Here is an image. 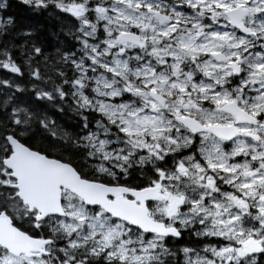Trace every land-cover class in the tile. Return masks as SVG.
<instances>
[{"label":"snow or ice","instance_id":"6c2138e0","mask_svg":"<svg viewBox=\"0 0 264 264\" xmlns=\"http://www.w3.org/2000/svg\"><path fill=\"white\" fill-rule=\"evenodd\" d=\"M19 3L67 15L0 21V264H264V0Z\"/></svg>","mask_w":264,"mask_h":264},{"label":"trees","instance_id":"16d2710c","mask_svg":"<svg viewBox=\"0 0 264 264\" xmlns=\"http://www.w3.org/2000/svg\"><path fill=\"white\" fill-rule=\"evenodd\" d=\"M5 0H0V4ZM8 8L0 10V21L8 19V15H11L14 22V30H31L32 27H38L40 29L39 35L44 38L46 43H56V37L52 35L58 30L59 21L56 19V15H60L64 18L67 14H60L58 10H55L52 14H37L28 10L25 6L20 5L19 0H6ZM7 13L8 15H6ZM63 39V35L61 34ZM51 50V49H50ZM6 70L0 69V76L5 73ZM9 75H12L9 73ZM73 115V114H69ZM55 118V117H54ZM74 121L68 120L67 117L60 123L67 129L70 128Z\"/></svg>","mask_w":264,"mask_h":264}]
</instances>
